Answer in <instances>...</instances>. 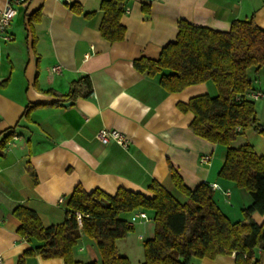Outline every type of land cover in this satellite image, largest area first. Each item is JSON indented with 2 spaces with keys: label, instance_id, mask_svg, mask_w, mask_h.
<instances>
[{
  "label": "crops",
  "instance_id": "crops-1",
  "mask_svg": "<svg viewBox=\"0 0 264 264\" xmlns=\"http://www.w3.org/2000/svg\"><path fill=\"white\" fill-rule=\"evenodd\" d=\"M10 0H0V9ZM103 0H25L0 35V254L3 264H17L26 250L39 244L17 230V206L37 212L44 226L65 220L74 187L88 192L100 188L114 195L121 187L152 196L149 185L162 184L178 201L188 197L175 184L171 166L190 189L207 182L214 197L232 220L244 218L250 195L219 171L225 148L196 134L195 114L178 104L199 94L216 96L212 81L172 92L161 84L162 73L150 76L133 62L158 59L175 41L181 19L195 25L227 31L235 19H254L264 29V0H126L121 23L125 38L111 42L102 37ZM81 5L82 13L73 5ZM91 13L90 15H86ZM59 70H54L59 67ZM87 76L93 90L88 96H68L73 84ZM257 116L264 124V71L255 74ZM253 94H259L254 98ZM63 101H72L63 105ZM119 129L130 139L128 148L105 144L97 134ZM10 134V135H9ZM7 142H4L7 136ZM250 143L264 155V135L248 128L233 143ZM5 145L2 149V145ZM211 155L209 162L201 156ZM127 218L133 214L126 213ZM129 216V217H128ZM130 218V219H131ZM261 223L264 213H253ZM135 230L117 241L122 254L138 262L144 258L142 241L154 235L155 223L138 218ZM136 250V251H135ZM75 257L100 259L95 242L82 236ZM264 264V252L257 250ZM30 264H65L60 257L28 259ZM234 254L194 258L191 264H235Z\"/></svg>",
  "mask_w": 264,
  "mask_h": 264
},
{
  "label": "trees",
  "instance_id": "trees-1",
  "mask_svg": "<svg viewBox=\"0 0 264 264\" xmlns=\"http://www.w3.org/2000/svg\"><path fill=\"white\" fill-rule=\"evenodd\" d=\"M125 3H101L100 31L111 42L125 38L126 28L121 23ZM73 8L84 11L81 5ZM133 63L150 76L162 73L161 84L172 92L207 81L216 84V96L199 94L178 106L195 114L191 128L196 134L225 148L219 175L250 195L251 202L243 207L244 218L232 220L216 201L210 183L190 189L172 166V179L188 197L185 203L157 181L149 185L152 196L125 187L114 195L100 188L88 192L79 184L68 199L62 223L46 227L36 211L22 206L14 209L22 222L19 234L39 242L18 257L17 264H30L28 259L36 255L60 257L65 264H132L117 241L135 230L131 217L124 215L137 211H146L155 223L154 235L144 239L141 264H191L194 258L221 254H234L235 264H262L257 250L264 252V220L255 221L253 213H264V155L255 153L250 143H233L248 128L264 135L255 101L249 97L255 90L253 73L264 71V29L254 19H235L227 31L181 19L177 39L163 47L158 59L141 57ZM92 90V82L85 76L74 82L68 96H88ZM76 211L82 213L81 225ZM83 235L95 242L99 260L83 261L74 256Z\"/></svg>",
  "mask_w": 264,
  "mask_h": 264
},
{
  "label": "built area",
  "instance_id": "built-area-1",
  "mask_svg": "<svg viewBox=\"0 0 264 264\" xmlns=\"http://www.w3.org/2000/svg\"><path fill=\"white\" fill-rule=\"evenodd\" d=\"M25 0H10L6 3L3 9H0V35L3 36L6 40H12L13 36L7 32L8 27L10 26L15 14H16V5L22 3ZM59 67H55L54 70H59ZM254 98H258L259 94H253ZM98 139L105 143L116 142L119 145L128 148L130 144V139L126 133L119 129H101L97 134ZM211 160V155H203L201 156V162H209ZM212 186L218 187V184H213ZM77 219L82 224V213L76 211ZM149 219V215L146 211H137L133 213L131 218L132 222H136L137 219ZM4 263V258L0 254V264Z\"/></svg>",
  "mask_w": 264,
  "mask_h": 264
},
{
  "label": "rangeland",
  "instance_id": "rangeland-1",
  "mask_svg": "<svg viewBox=\"0 0 264 264\" xmlns=\"http://www.w3.org/2000/svg\"><path fill=\"white\" fill-rule=\"evenodd\" d=\"M220 205V204H219ZM129 217V216H128ZM143 242H144V240L141 242L142 243V246H143ZM143 249V248H142ZM136 251V250H135ZM133 257H131V258H133V260H134V263H136V262H138V255H137V253H133Z\"/></svg>",
  "mask_w": 264,
  "mask_h": 264
},
{
  "label": "water",
  "instance_id": "water-1",
  "mask_svg": "<svg viewBox=\"0 0 264 264\" xmlns=\"http://www.w3.org/2000/svg\"><path fill=\"white\" fill-rule=\"evenodd\" d=\"M71 103H72V101H63V102H62L63 105H69V104H71Z\"/></svg>",
  "mask_w": 264,
  "mask_h": 264
}]
</instances>
